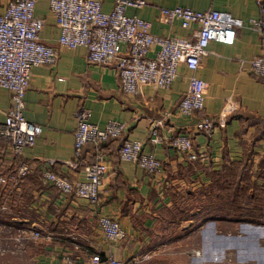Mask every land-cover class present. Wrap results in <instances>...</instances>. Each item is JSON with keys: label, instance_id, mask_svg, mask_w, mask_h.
<instances>
[{"label": "crops", "instance_id": "obj_1", "mask_svg": "<svg viewBox=\"0 0 264 264\" xmlns=\"http://www.w3.org/2000/svg\"><path fill=\"white\" fill-rule=\"evenodd\" d=\"M8 1L0 0V12ZM145 1V5L128 7L126 12L148 20L151 32L158 35L189 36L193 28H183L175 18L162 17L161 6L222 10L239 18L242 25L236 29L232 44L210 41L195 70L180 63L176 78L168 88L145 85L140 93L129 95L120 87L115 61L90 63L86 59V47L60 46L57 43L59 28L49 9V0L35 1L34 17L38 20L40 40L56 48L57 58L54 64H39L31 68L23 113L27 120L41 126L34 143L24 146L15 156L0 137V176L15 173L21 162L28 166L18 185L8 186L2 191L0 184V197L13 193V202H20L27 211V214L17 213L15 220L19 219L25 228L39 232L41 228L45 230V234L40 232L38 238L27 239L29 247L30 240H38L33 241L38 244V250L30 253L36 264H103L92 262L91 257L107 252L130 264L253 262L251 254L208 253L213 250L211 245L216 246L217 237L203 235L204 248H187L189 243L193 244L187 237L184 239L185 234L193 232L187 227L190 223L165 222L158 217L165 208H172L169 199L173 188L177 192L175 196L180 191L191 193L209 184V169L217 170L228 160L244 157V149L236 133L248 119L264 117V78L254 75L248 63L253 56L264 55V28L253 23V20L264 21V13L260 12L257 0ZM110 6L111 0H105L103 8L108 10ZM152 54L153 50L149 52ZM191 76L202 78L206 84L204 108L214 124L210 135L195 128L197 117L182 116L178 112V102L190 84ZM227 100L234 102V110L223 114L220 111ZM8 106L9 92L0 86V122ZM80 108L89 109L90 121L98 126H103L108 120L125 124V130L119 137L101 144L108 170L103 178L98 205L59 192L42 175L44 171H52L67 174L71 179L82 178L81 170L67 165L73 156V131ZM155 120H161L156 127L160 140L153 144L147 139ZM254 127L246 124L242 141H249ZM177 132L187 133L193 148L204 153L205 157L189 161L172 148L169 140ZM124 139L144 141V150L152 151L161 160V172L149 175L137 164L121 160L117 149ZM251 151L248 161L252 162L251 170L255 171L258 160L264 155V139L254 143ZM83 156L87 160L93 158L90 143L84 145ZM169 187L172 188L171 195L167 194ZM99 215L116 218L126 231V237L119 243L108 242L97 225ZM0 217L2 219L1 211ZM178 227L180 230L184 228L186 233L174 232ZM248 227L251 232L257 230L255 225ZM254 239L264 242V237ZM195 248L201 251L199 255L190 253ZM66 255L69 263L64 258Z\"/></svg>", "mask_w": 264, "mask_h": 264}, {"label": "built area", "instance_id": "obj_2", "mask_svg": "<svg viewBox=\"0 0 264 264\" xmlns=\"http://www.w3.org/2000/svg\"><path fill=\"white\" fill-rule=\"evenodd\" d=\"M36 0H9L0 12V86L9 92V106L0 122V137L6 141L11 154L18 156L24 146H31L41 132V126L24 116V96L29 85L31 68L39 64H54L56 48L45 44L38 34V20L34 17ZM105 0H49V9L59 28L57 43L73 48L86 47V59L90 63H106L114 60L122 91L129 95L141 92L145 85L153 88H168L177 75V66L183 63L195 70L207 52L210 41L232 44L236 29L242 25L239 18L229 12L207 9L192 10L175 5L161 6L162 17L177 19L183 28L193 26L189 36L158 35L150 30V22L136 14L126 12L128 7H140L145 0H111L108 10L103 8ZM260 12L264 13V0H257ZM264 28V21L253 20ZM153 50V54L149 52ZM242 62V61H241ZM251 72L264 78V55L248 60ZM60 79V78H59ZM205 81L191 76L190 84L178 102L182 116H195V128L208 135L212 133L213 118L204 108ZM234 110V102L227 100L222 110L228 114ZM91 112L80 108L73 131V156L67 162L71 169L82 171V178L71 179L67 174L44 171L45 181L59 192L88 200L93 205L100 202L101 186L108 166L104 159L102 142L116 138L125 130L124 122L108 120L103 126L90 121ZM155 120L148 135L150 143L160 140ZM93 146V158L83 156V147ZM144 141L124 139L117 154L121 160L140 166L146 174L161 172L162 163L152 151L144 150ZM169 144L189 161L203 159L204 153L197 152L190 136L185 132L173 135ZM28 166L21 162L15 173L1 175L0 184L8 180L16 182L27 173ZM105 239L119 243L126 237L120 222L110 215H99L96 219ZM20 235L26 239L40 236L38 230L21 228ZM198 253L199 251L196 250ZM69 263V256L65 257ZM94 263L130 264L115 258L111 252L96 253Z\"/></svg>", "mask_w": 264, "mask_h": 264}, {"label": "rangeland", "instance_id": "obj_3", "mask_svg": "<svg viewBox=\"0 0 264 264\" xmlns=\"http://www.w3.org/2000/svg\"><path fill=\"white\" fill-rule=\"evenodd\" d=\"M4 189L5 187H2V191H4ZM206 190L211 192L212 188L209 187ZM210 192L206 195L204 191H200L199 189L194 190L191 193L183 192L182 194L176 196L174 201L171 202L170 206H172V208H165L161 213H159V220L165 222H189L190 226L187 227L190 231H193L191 234H185L186 232L184 228H181L180 230V227H178L177 230H174V232H179L178 234L187 235L184 236V239L187 237L188 241L193 243H189L187 248L192 246L204 248L201 237L203 235H208L206 230H213L214 233L217 234L218 240L217 242L212 240L215 241L216 246L211 245L214 246L210 247L213 250H209L208 253L213 255L214 253L223 254L226 252V255L229 252L232 254L235 252H241V254L244 253L245 256L251 254L253 262L249 264H264V245L260 242L261 240H256L248 236L245 238L237 237L239 238L237 239L236 236L240 235V223L228 218L225 220L222 219V206L221 208L219 206V204H221L220 200L217 203L216 193ZM13 195V193H7L6 195H3L2 198L0 197V208L3 210L5 218H7V220L0 225V264H36L30 256V253L38 250V248H36L38 244H35L38 240H30L32 243L29 247L27 239L22 238L20 235L21 228H23V226L20 221H18L19 219L15 220L17 217L16 214H27V211L24 210L20 202H13V198H11ZM14 204L17 206H11ZM185 216H190V221H188V218H184ZM200 227L203 228L200 229ZM40 232L41 234H45V230L42 228L40 229ZM182 235L180 237L183 238ZM248 243L253 246V250L246 247V245H249ZM225 245H227L228 248H226ZM222 246H224V248ZM196 250L199 252L196 253ZM190 253L199 255L201 251L198 248H195L191 249Z\"/></svg>", "mask_w": 264, "mask_h": 264}, {"label": "trees", "instance_id": "obj_4", "mask_svg": "<svg viewBox=\"0 0 264 264\" xmlns=\"http://www.w3.org/2000/svg\"><path fill=\"white\" fill-rule=\"evenodd\" d=\"M247 123L255 125V127L249 141L245 142L241 140V135L245 133ZM243 124L244 126L236 134L239 137L240 143H242L244 157L241 160H228L217 170L209 169L207 172L210 178L209 184L202 185L198 189L204 191L206 195L210 192L206 189L209 187L212 188L211 192L217 195V203L220 200L221 204L219 206L220 208L222 206V219L225 220L228 218L240 223V235L236 236L235 234L236 238H245L248 236L250 238L257 237L261 239L264 237V155L258 160L255 171L251 170L252 162L250 160L248 161V159L252 155V145L264 139V117L252 118L250 121L248 119ZM111 139L114 138H109L106 141ZM20 181L21 179H17L16 182L8 180L6 183L1 184V186L6 189L8 186L18 185ZM171 192L172 188L169 187L167 194L170 193L171 195ZM183 192L180 191L179 195ZM175 193L177 192L173 188L172 196L170 197L169 195L170 202H173L176 198ZM213 207L216 208L215 206ZM0 211L2 212V219L0 217V221L3 224L7 218H5L3 210ZM184 218L189 219L190 216H185ZM249 225L257 226V230L251 232L248 227ZM206 233L208 234L207 236L218 238L217 234L213 233V230H206ZM248 244L246 247L253 250V246L250 243ZM262 244L264 245V242ZM225 247L228 248L227 245Z\"/></svg>", "mask_w": 264, "mask_h": 264}]
</instances>
